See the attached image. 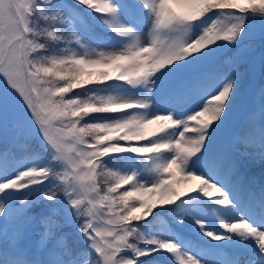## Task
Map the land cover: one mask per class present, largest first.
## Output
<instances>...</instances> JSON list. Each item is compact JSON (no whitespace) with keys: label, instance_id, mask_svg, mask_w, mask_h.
I'll return each mask as SVG.
<instances>
[{"label":"snow or ice","instance_id":"snow-or-ice-1","mask_svg":"<svg viewBox=\"0 0 264 264\" xmlns=\"http://www.w3.org/2000/svg\"><path fill=\"white\" fill-rule=\"evenodd\" d=\"M0 264H264V0H0Z\"/></svg>","mask_w":264,"mask_h":264},{"label":"rangeland","instance_id":"rangeland-1","mask_svg":"<svg viewBox=\"0 0 264 264\" xmlns=\"http://www.w3.org/2000/svg\"><path fill=\"white\" fill-rule=\"evenodd\" d=\"M250 174L255 175L257 177V179H260V165L256 164L251 168ZM177 180L180 179V174H177V177H175ZM184 182L181 181V184H183Z\"/></svg>","mask_w":264,"mask_h":264}]
</instances>
